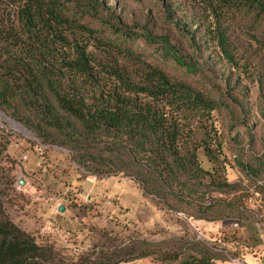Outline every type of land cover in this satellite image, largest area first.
I'll use <instances>...</instances> for the list:
<instances>
[{"label": "trees", "instance_id": "16d2710c", "mask_svg": "<svg viewBox=\"0 0 264 264\" xmlns=\"http://www.w3.org/2000/svg\"><path fill=\"white\" fill-rule=\"evenodd\" d=\"M156 1L186 46L127 25L109 0H0V113L40 146L66 150L88 175H122L168 211L238 217L247 187L226 178L217 121L225 114L231 130L250 131L247 80L258 84L264 108V0H179L189 23L173 18L169 0ZM201 39L217 50L227 76L203 60ZM241 167L250 183L261 179L257 169ZM11 184L0 172V264H65L10 221L3 198ZM147 258L227 260L195 237L134 238L78 264Z\"/></svg>", "mask_w": 264, "mask_h": 264}, {"label": "rangeland", "instance_id": "374dc122", "mask_svg": "<svg viewBox=\"0 0 264 264\" xmlns=\"http://www.w3.org/2000/svg\"><path fill=\"white\" fill-rule=\"evenodd\" d=\"M109 2L118 5L127 25L151 29L169 42L186 46L185 40L164 22L158 1ZM168 3L175 10V20L189 23L182 1ZM199 45L203 60L213 66L216 75L227 76L230 71L217 50L202 39ZM247 87L249 99L243 104L249 111L246 123L250 131L243 126L231 130L225 114L217 121L222 157L228 166L226 178L247 187L238 195L243 202L241 217L209 221L168 211L122 175H88L72 162L66 150L40 146L31 134L0 113V172L12 182L3 198L6 215L38 244L52 248L65 264H78L101 248H118L134 238L159 243L188 237L225 255L227 260L215 264H264V108L258 84L247 80ZM198 159L204 169H210L201 152ZM245 165L261 173L255 184L248 181L241 167ZM120 264L161 263L147 258Z\"/></svg>", "mask_w": 264, "mask_h": 264}, {"label": "water", "instance_id": "95a60500", "mask_svg": "<svg viewBox=\"0 0 264 264\" xmlns=\"http://www.w3.org/2000/svg\"><path fill=\"white\" fill-rule=\"evenodd\" d=\"M15 126H17L18 124L17 123H13ZM60 212L63 213L64 212V208H60Z\"/></svg>", "mask_w": 264, "mask_h": 264}]
</instances>
